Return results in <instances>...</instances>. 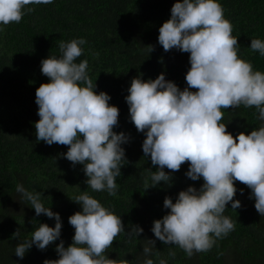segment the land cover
<instances>
[{
  "label": "clouds",
  "instance_id": "obj_1",
  "mask_svg": "<svg viewBox=\"0 0 264 264\" xmlns=\"http://www.w3.org/2000/svg\"><path fill=\"white\" fill-rule=\"evenodd\" d=\"M51 3L53 0H0V25L19 23L26 11L34 10L29 5ZM170 13L159 27L158 43L165 52L176 49L189 53L187 87L181 90L163 73L146 81L136 76L125 100L130 121L145 135L142 152L156 167L155 171L146 169L145 190L160 182L171 186V173L185 163L186 177L203 181L199 189L190 185L179 191L175 202L165 196L163 207L169 211L154 220L151 228L157 240L178 246L191 258L194 252L210 250L216 239L235 229L234 222L223 215L229 203L234 211L241 207L234 199L235 181L251 190L249 199H254L256 212L264 216V126L234 137L221 123L222 109L240 105L254 107L257 119L264 121V73L254 71L250 62L238 56V39L232 35V24L224 18L217 0H176ZM86 43L83 38L61 40V55L41 60V73L49 82L35 91L39 116L34 124L35 137L49 146H67L61 155L73 166L83 165L87 187L116 196V180L127 162L121 145L129 142V136L113 131L119 109L108 103L107 93L94 91L88 61L75 62ZM249 47L264 56L261 39H251ZM148 48L150 53L153 47ZM16 193L31 205L36 216L43 214L55 220L54 227L41 223L29 239L16 244L15 256L23 259L33 245L45 250L57 241L62 221L58 213L44 206L41 193L30 192L20 183ZM71 200L81 207L68 217L74 228L72 242L65 247L60 240L55 247L59 258L43 264H129L126 259H109L106 252L119 234L138 238L143 229L131 225L126 232L121 216L86 191ZM12 236L18 239L19 229ZM145 241L143 253L148 257L155 240ZM169 255L174 257L175 253ZM142 264L154 262L145 258ZM159 264L167 261L161 259Z\"/></svg>",
  "mask_w": 264,
  "mask_h": 264
},
{
  "label": "trees",
  "instance_id": "obj_2",
  "mask_svg": "<svg viewBox=\"0 0 264 264\" xmlns=\"http://www.w3.org/2000/svg\"><path fill=\"white\" fill-rule=\"evenodd\" d=\"M176 0H53L51 4L29 5L19 23L0 25V264H43L58 259L56 244L63 240L65 247L72 242L74 228L68 217L81 211L73 202L75 196L88 192L102 206L108 208L125 225H139L143 233L129 239L119 234L107 250L109 259H126L129 264H142L145 258L159 264H264V216L249 199L251 190L235 181L241 207L235 211L229 203L223 215L235 224L228 235L216 239L213 247L189 258L176 245H165L152 231L153 221L169 211L163 207L165 196L173 202L181 190L188 186L197 189L202 179L192 181L186 177L188 164L172 175L171 186L160 182L145 190L146 169L156 170L150 157L142 152L144 133L138 132L130 121L125 97L132 78L155 79L163 73L181 90L187 87L185 75L190 68L189 53L172 49L165 52L158 43L159 27L170 18V9ZM223 8L224 18L232 24V35L238 39V56L252 64L254 71L264 73V56L253 52L251 39L264 41V0H217ZM83 38V54L75 61H88V75L95 84L94 91L110 96L108 103L119 109L118 125L114 132H124L129 142L122 144L127 162L117 177L116 196L106 191H92L84 183L83 165L73 166L61 154L67 146L36 140L34 124L39 120L35 91L48 78L41 73V60L61 55L58 44ZM148 45L153 47L149 53ZM195 91V89H190ZM221 123L234 137L258 130L264 121L257 119L256 109L240 105L222 109ZM168 172V169H164ZM20 183L33 193H41V202L58 213L62 221L60 238L45 250L33 245L23 259L15 256L17 243L29 239L31 234L46 223L54 227L55 220L41 214L36 216L27 201L16 193ZM149 183H151L149 179ZM243 190L241 194L240 190ZM19 229L18 239L12 234ZM145 239L155 240V248L145 257ZM175 253L170 256L169 253Z\"/></svg>",
  "mask_w": 264,
  "mask_h": 264
}]
</instances>
